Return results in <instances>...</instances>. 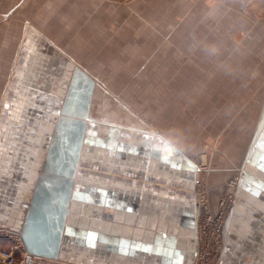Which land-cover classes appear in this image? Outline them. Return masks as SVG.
Here are the masks:
<instances>
[{"label":"crops","instance_id":"1","mask_svg":"<svg viewBox=\"0 0 264 264\" xmlns=\"http://www.w3.org/2000/svg\"><path fill=\"white\" fill-rule=\"evenodd\" d=\"M77 1L79 14H88L94 30L108 33L111 41L113 32L126 30L127 25L119 22L122 16L171 17L172 29L168 27L164 31H175L177 16L186 20L197 15H221L220 9L234 8L248 17L243 8L254 0ZM208 1H215V11H209ZM97 17L105 21L103 26ZM91 29L89 26L80 30ZM140 40L143 41L142 37ZM37 47L32 42L25 51L23 65L29 72L25 73V67L20 68L21 75L17 73L19 77L16 75L0 108V226L3 229L17 230L20 182L13 171H22L18 163L24 164V158L18 155L16 136L20 132L22 101L30 95L26 87L37 79L32 71H38V64L45 63L52 65L54 71L64 67V61ZM95 87L96 80L88 112L96 119V136L100 138L88 150L83 166L86 188L80 208L86 213L78 215L69 257L49 264H59L60 260L68 264H196L199 169L195 158L178 140L144 120L123 123L94 116ZM232 105L235 107L233 103L229 110L233 109ZM263 107L264 100L254 121L249 119L251 114L247 121L238 118V128L242 134L246 133L241 137L235 131L233 139L236 138L237 145L233 144L232 151L219 148L210 158L214 162L209 167L206 185L212 211L229 173L237 172L239 179L223 221L221 247L209 264H264V120L250 148Z\"/></svg>","mask_w":264,"mask_h":264},{"label":"rangeland","instance_id":"2","mask_svg":"<svg viewBox=\"0 0 264 264\" xmlns=\"http://www.w3.org/2000/svg\"><path fill=\"white\" fill-rule=\"evenodd\" d=\"M208 6L215 11V1ZM79 9L77 0H0V108L32 42L62 64L74 61L96 80L92 114L123 123L141 119L178 140L200 168L198 189L210 206L211 156L219 148L232 151L233 136L246 133L238 118L251 114L254 121L264 100V0L243 8L248 17L234 8L177 16L175 31H164L171 17L122 16L126 30L113 32L111 41ZM96 20L103 26L102 17ZM88 23L92 29L81 32ZM235 174L226 178L216 207Z\"/></svg>","mask_w":264,"mask_h":264},{"label":"water","instance_id":"3","mask_svg":"<svg viewBox=\"0 0 264 264\" xmlns=\"http://www.w3.org/2000/svg\"><path fill=\"white\" fill-rule=\"evenodd\" d=\"M94 82L79 65H74L65 105L48 127L44 156L31 160L33 182L22 218L16 223L27 251L52 260L69 257L73 243L78 218L75 213L80 209L86 181L82 167L86 166L82 157L83 140L88 133V110ZM263 120L264 107L250 148Z\"/></svg>","mask_w":264,"mask_h":264},{"label":"flooded vegetation","instance_id":"4","mask_svg":"<svg viewBox=\"0 0 264 264\" xmlns=\"http://www.w3.org/2000/svg\"><path fill=\"white\" fill-rule=\"evenodd\" d=\"M63 65V68L54 71L55 69L48 63L42 64V66L38 64L36 67L38 71H32L34 75L37 76L38 81L37 79H33L32 81L30 79L31 86L27 85L28 87H26L30 95L22 101L23 105H21V108L23 109V114L20 116L19 122L20 132H17L16 136V148L19 150V152H17L19 157L24 158L23 161L25 165L18 163V166L20 168L22 167V171H13V176L16 181L19 180L20 182V191L17 194L20 208L18 210L17 216L19 218L17 222L22 218V209L24 208L29 190H31V183L33 182V164L31 160L41 159L44 156L48 141V127L57 119L60 110L65 105L66 92L74 65L69 61ZM22 67L25 66L23 65ZM24 71L25 73L29 72L27 66ZM55 72L60 74L56 76ZM77 99L80 101L79 97ZM78 105L79 104L76 103V106ZM88 115L90 117L88 121V133H86L83 140V152L87 154L88 150L93 147L96 138H98V141L100 138L96 136L98 133L96 131V119L92 117L89 112ZM12 182L13 180L10 181V185H12ZM85 188V184H83V191ZM83 210L84 209L80 208L75 215L78 217L79 213H83Z\"/></svg>","mask_w":264,"mask_h":264},{"label":"built area","instance_id":"5","mask_svg":"<svg viewBox=\"0 0 264 264\" xmlns=\"http://www.w3.org/2000/svg\"><path fill=\"white\" fill-rule=\"evenodd\" d=\"M237 177L235 174L227 181L226 191L218 198L215 211H211L206 197L198 189L201 208L196 224V264H209L221 247V228L234 198L233 184L237 185ZM0 238L7 243L3 245L0 242V264H49L54 261L27 251L18 230L2 229Z\"/></svg>","mask_w":264,"mask_h":264},{"label":"bare ground","instance_id":"6","mask_svg":"<svg viewBox=\"0 0 264 264\" xmlns=\"http://www.w3.org/2000/svg\"><path fill=\"white\" fill-rule=\"evenodd\" d=\"M21 71L19 70V72H18V74L20 73ZM18 76V75H17ZM20 81V80H19ZM15 86V88H16V85H14ZM14 86L12 87V89L14 88ZM10 102V101H9ZM87 153H85V152H83V154H82V157L83 158H85L84 160H86L87 159ZM234 182H236V179L234 178V180H233ZM233 184V183H232ZM233 188H234V190H235V187H236V185H234L233 184ZM198 197V196H197ZM197 204H198V213L200 212V208H201V205H200V202H199V198H197ZM195 235H196V230H195ZM195 238H196V236H195ZM196 250H197V247H196Z\"/></svg>","mask_w":264,"mask_h":264}]
</instances>
